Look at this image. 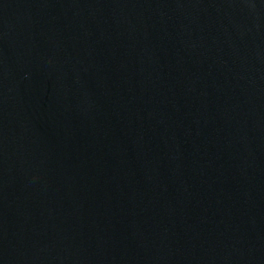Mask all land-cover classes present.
Segmentation results:
<instances>
[{"label": "water", "instance_id": "water-1", "mask_svg": "<svg viewBox=\"0 0 264 264\" xmlns=\"http://www.w3.org/2000/svg\"><path fill=\"white\" fill-rule=\"evenodd\" d=\"M0 264H264V0H0Z\"/></svg>", "mask_w": 264, "mask_h": 264}]
</instances>
